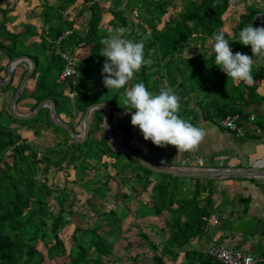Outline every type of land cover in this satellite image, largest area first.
<instances>
[{
    "label": "trees",
    "instance_id": "trees-1",
    "mask_svg": "<svg viewBox=\"0 0 264 264\" xmlns=\"http://www.w3.org/2000/svg\"><path fill=\"white\" fill-rule=\"evenodd\" d=\"M37 1V24L14 23L19 15L10 14L13 0H2L0 5V54L4 60L0 64V77L6 76V64L12 57L26 55L31 59L34 68L26 80L29 84L33 79L31 89L25 94V83L16 100L17 103L22 96L31 98L33 103L29 111L41 99L50 98L58 117L62 113L67 118L61 121L68 124L72 119L81 128L86 106L105 101L110 104L108 126L112 135L111 127L117 123L113 120L114 114L125 116L128 110L123 108L122 102L118 103L119 96L124 98L135 83H144L154 94H158L162 87L173 89L180 98L178 115L195 126L198 119L216 124L217 119L226 115L240 116L253 103L264 100V94L256 91V83L264 80V60L253 57V84L235 82L215 65L211 39L213 33L223 31L233 53L241 52L251 57V46L238 41L239 32L249 24L264 26V0H238L242 7L236 18L230 21L223 17L229 0H181L178 9L172 12L168 9L176 0H80L76 6H73L75 0ZM69 7L74 8L72 16L66 11ZM105 14L110 16L108 27L101 25ZM80 17L84 20L76 25V19ZM117 28L124 29L123 38L144 42L147 63L123 88L109 90L101 75L106 57L100 55L104 47L100 41ZM83 48L87 53L79 57V50ZM56 51L68 53L76 61L71 66V76L62 81H58L57 76L63 61ZM18 68H14L9 82L0 86V264H44L46 260L57 258H62V264H111L118 259L110 252L112 237L116 238V233L122 231L121 218L161 214L166 215L163 224L153 227V234L166 232L161 240L154 241L135 226L136 239L125 242L126 250H136L144 240L152 252L150 264H165L163 257H171L174 254L171 250L181 248L185 264H221L190 247L206 229L208 216L213 210L210 179L189 178L190 183L178 184V179L184 177L152 172L125 153L114 152L104 141L103 128L98 134L92 131L96 125H101L103 111L99 108L93 109L88 116L93 125L88 126L84 141H74L66 131L54 125L55 129H61L70 137L63 142L65 148L55 151V146L60 143L57 141L45 148V154L37 157L38 150H33L17 132L27 119L12 118L7 108V102L26 70L19 73ZM95 82L99 86L92 92ZM58 85H63L60 90ZM40 111L44 112L47 124L53 125L47 119V108L39 109L31 121H38ZM2 115L7 119H2ZM118 126L128 133L129 139L134 136L132 130L139 131L138 127L126 125V122ZM256 126L264 129L261 123ZM30 130L35 135L39 128ZM86 141H90L88 146ZM126 147L138 155L137 148ZM100 164L115 169L111 178L118 179L119 199L124 204L118 214L110 208L101 210L102 203L94 206L90 201L92 196L101 199L107 190L104 179L109 175L105 174L102 181L87 177V173ZM62 166L75 168L73 182L85 180L88 183L84 189L92 193L86 200L91 211L94 210L90 216L72 209L74 194L71 189L57 185L50 187L46 183L45 171L49 167L60 170ZM134 182L142 192L148 191L150 201L131 209L126 204L135 190ZM49 199H52L54 209L47 208ZM71 214L79 216L86 227L74 228L71 234L74 243L71 242L65 252L59 231L69 222ZM38 241L43 251L36 247ZM126 259L133 260V257L127 255Z\"/></svg>",
    "mask_w": 264,
    "mask_h": 264
},
{
    "label": "crops",
    "instance_id": "crops-1",
    "mask_svg": "<svg viewBox=\"0 0 264 264\" xmlns=\"http://www.w3.org/2000/svg\"><path fill=\"white\" fill-rule=\"evenodd\" d=\"M256 91L264 94V80L256 83ZM250 116L253 118L250 119ZM239 123L242 131L240 134H235L218 127L214 122L198 119L196 126L204 130L205 136L195 151L187 152H178L170 145L166 148L155 145L148 147L143 141L136 145L135 142L138 139L136 140L135 136L131 139L126 136V139L118 140H114V134L111 137L117 144L135 147L144 154L154 151L164 157L166 160L164 165L198 167L194 161L190 164L184 162L186 158L196 157L202 160L201 167L238 170L264 169V161H261L264 129L256 126L259 123L264 125V100L246 108L239 117ZM256 127L259 128L260 133L256 132ZM119 136L117 135V138ZM210 180H212L213 189L211 194L213 210L209 216L215 215L216 221L212 222L208 218L206 229L190 247L200 254H206V248L210 244H219L226 248L264 255V176L252 175ZM135 226V224L131 225V229H135ZM158 234L163 236L166 232H158ZM159 240L161 237L158 238ZM181 249H173L171 251L174 254L171 257H163L165 264H185L184 253Z\"/></svg>",
    "mask_w": 264,
    "mask_h": 264
},
{
    "label": "rangeland",
    "instance_id": "rangeland-1",
    "mask_svg": "<svg viewBox=\"0 0 264 264\" xmlns=\"http://www.w3.org/2000/svg\"><path fill=\"white\" fill-rule=\"evenodd\" d=\"M14 1V6H13V11L10 14H17L19 15L18 18L16 19V21L14 23H18V21H27L30 23H34L37 24V18H36V14L38 12V1L37 0H13ZM51 1V0H50ZM260 1V0H257ZM80 2V0H75L73 6L78 5ZM180 2L181 0H176V3L173 7L169 8L168 11L172 12L174 10H177L178 7L180 6ZM3 2L2 0H0V5H2ZM242 7V5L240 3H238V0H236V3L234 6H228L226 12L223 14V17L226 18L227 20H233L236 18V15L238 13V10H240ZM72 10L74 11V8H72ZM71 10V8H67L66 11H70L71 16L73 15V11ZM103 20L101 25L108 27L107 25V20L110 18V16L108 14H105L103 16ZM82 20H84L83 17L77 18L76 19V25L80 24V22H82ZM18 26V25H17ZM12 27V26H9ZM141 28H143V26H140ZM193 45V44H191ZM49 49H46V53H48ZM80 52L79 57H83L86 55L87 53V49L83 48L79 50ZM4 60L2 58V55L0 54V64H3ZM74 65L76 64V61H73ZM16 67H19L17 69V71L20 73L22 69H26V67H28L27 63L24 61H19L16 64ZM53 70V69H52ZM17 72V73H18ZM16 73V74H17ZM2 74V72H1ZM17 75H15V77L13 78V83L15 84V81L17 80ZM33 83V79L29 80V84H27L26 82V86L24 87L23 91L24 93H28L29 90L31 89ZM63 85H58L57 89L60 90V87ZM99 86L98 82H95L94 84H92V92L95 91V89H97ZM120 98V102L123 101V95L119 96ZM6 102L9 100V93L6 95ZM9 103V101L7 102V104ZM33 103V100L29 97H25L20 98V100L16 103L15 108L16 111L19 113H27V111H29V108L31 107ZM123 103V102H122ZM30 112V111H29ZM61 116H59L60 119L62 120H67L66 117H64V115L62 113H60ZM103 115V113H102ZM38 121L36 123H33V121H31L32 118H29L26 120L25 125L21 126L22 128H19L17 130V132L20 134L21 137H23L25 140H27V142L29 144H31V147L33 150L39 152L36 156L39 157V154H45V148L46 147H50L51 145H54L55 142H60L58 145L55 146V151H59L60 149L65 148V145L63 142L67 141L68 135H66L61 129H55L53 126L54 125H48L46 118H45V114L43 111H40L38 113ZM2 119L7 117L5 115L1 116ZM120 118V119H118ZM48 119V118H47ZM113 120H116L117 123H114V126L111 127L112 129V134H114V140H118V139H126L125 137L128 136V133H124L122 128H120L118 125H121L122 123L124 124L126 122V125L132 126L131 125V116L129 115V113H127V115L125 116H121V114L119 113H115L113 116ZM16 124H21L19 122H15ZM68 124L70 127H73L77 133H80L82 130V127L80 129L79 125L77 123H75L74 120L70 119L68 121ZM118 124V125H117ZM92 126L93 125V121L92 119H88V126ZM102 125H99V127H97V125L94 127L93 133L94 134H98L99 130L101 131V127ZM27 127H29L30 129H37L39 128V131L37 132V134H32V131L30 129H28ZM135 127V126H134ZM136 128V127H135ZM136 130H132V132H134V136L136 138V145L138 143H140V141H143L144 143H147L146 146L148 147H153L154 145L152 144L151 141H145L142 137V134L140 133V131L135 132ZM117 135H120L119 138H117ZM66 139V140H64ZM72 140V139H71ZM113 140V141H114ZM90 141H86V145L88 146L90 143ZM127 142V141H126ZM67 144V143H65ZM70 146V145H69ZM130 148H133L132 146H130ZM138 155H140L144 160L148 161V162H152V163H160V161L162 159H164V157L160 156L159 154L155 153L154 151H152L150 154H144L140 151H135ZM131 166H135V164L131 161H128ZM42 164H39V166H41ZM62 169H58V170H53V167H49L46 171H45V176H46V183L50 186L53 187V185H57L59 187L61 186H66L67 188L71 189L73 191L74 194V201H73V206L72 209L75 210L78 213H85L87 216L94 212L91 211L90 207L86 200L92 195L91 191H89V189H84L85 186H88V183L83 180L81 182L77 181V182H73V175H74V171L75 168H72L70 166L64 167L62 166ZM115 169L106 166L104 167L103 165H97V167H94L93 169H91L88 173H87V177H91L93 180L94 179H99V181H102L104 178V175L107 174L110 177H106V193L104 194V197H102L101 199H98L97 197L92 196V198L90 199V201H92V204L94 206H97L98 204L102 203V207L101 210H108L109 208L114 210L117 214L119 213V211L121 210V208L123 207V203L120 201L119 199V184L118 179L115 178H111V176L115 173L114 171ZM141 170V169H140ZM93 172H94V176H93ZM39 174V171L37 172ZM132 178V177H130ZM130 178L129 181L132 183L133 180H131ZM185 181V182H182ZM212 181V180H211ZM178 184H186V183H190L189 178H179L177 181ZM128 184H126L127 187ZM134 187L135 190H133L131 192L132 197L130 198L129 202H127V206L131 209H134L139 203L143 204V203H148L149 200V193L148 191L146 192H142L140 186L137 184V182H134ZM190 190V189H189ZM99 191H102V189L100 188ZM49 203L47 205L48 209H54V204L52 199H49ZM66 206V203H65ZM128 217H124L121 218V226L120 229L122 231H120L119 233H116V238L112 237L114 240L112 242V246H111V252L110 255H112L114 258H118L115 260V262H111V264H150V255H151V251L148 250V248L145 246L144 243H146V241L142 240V246L138 247L136 250H131V249H127L125 248V242L129 241H134V239H136L135 237V231L136 229H139L141 231V233H145L147 234L150 238H152L154 241H158L159 237H163L160 234H153L154 229L153 227H156L157 225H162L163 224V219L166 217V215H158V216H154V215H149V216H144L142 218H135L133 219L131 216ZM69 222H67L59 231V236L61 237L64 247H65V252L67 251L69 245L72 243H74L71 240V234L73 233V230L76 226H80V227H86V224L79 218V216H77L76 214H71L69 215ZM135 224L136 225V229H131V225ZM36 247L43 251V248L41 246L40 241L37 242ZM157 248L158 247V243H157ZM158 250V249H157ZM130 255L131 257H133V260H128L126 259V256ZM111 257V256H110ZM64 258V257H63ZM124 261V263L122 262ZM214 261V260H213ZM44 264H62V258H57V259H53V260H46L44 262Z\"/></svg>",
    "mask_w": 264,
    "mask_h": 264
},
{
    "label": "clouds",
    "instance_id": "clouds-1",
    "mask_svg": "<svg viewBox=\"0 0 264 264\" xmlns=\"http://www.w3.org/2000/svg\"><path fill=\"white\" fill-rule=\"evenodd\" d=\"M235 3L236 0H229L230 6ZM123 34L124 29L117 28L100 41L104 45L100 55L106 57L101 75L104 86L109 90L123 88L147 63L144 42L123 38ZM211 39L215 65L226 73L228 79L253 84V57L264 60V27L249 24L239 32L238 41L251 46V57L241 52L233 53L223 31L213 33ZM179 100L171 88L162 87L158 94H154L140 82L126 91L122 102L123 108L128 109L127 113H131V125L139 128L145 141L161 148L170 145L178 152L195 151L205 132L178 115L181 108ZM165 163L164 159L160 161L161 166ZM250 261V257L246 258L245 264H250Z\"/></svg>",
    "mask_w": 264,
    "mask_h": 264
},
{
    "label": "water",
    "instance_id": "water-1",
    "mask_svg": "<svg viewBox=\"0 0 264 264\" xmlns=\"http://www.w3.org/2000/svg\"><path fill=\"white\" fill-rule=\"evenodd\" d=\"M19 61H24L27 63L28 67L24 71L22 77L19 80V83L13 92L9 103L7 105L8 111L12 118L20 119V120H26L29 118L34 117L38 110L41 108H47L48 114L47 118L48 120L55 126L60 127L66 133L77 142L84 141L87 137L88 133V116L90 112L93 109L99 108L103 111L102 119H101V125L103 128V138L106 144L109 146L110 149H112L114 152H123L130 158H132L137 163L141 164L146 169L156 172V173H165L170 174L177 177H184V178H191V179H219V178H238V177H246V176H264V169L260 168L259 170H253V169H247V170H238V169H216V168H208V167H187V166H175V165H163L160 164L148 162L138 155H135L133 152H131L125 145L117 144L113 141L111 134L109 132V112H110V104L108 102H98V103H92L88 106H86L85 111L81 118V124H82V131L80 133L74 132L70 126L61 121L55 111L54 103L50 98H44L41 99L36 103L34 108L28 112V113H18L15 109L16 100L22 91V88L29 77L30 73L32 72L34 68V64L31 61L30 58H28L26 55L21 56H14L12 57L6 64L5 68V74L6 76L4 78L0 77V86H5L11 76L13 69L15 65Z\"/></svg>",
    "mask_w": 264,
    "mask_h": 264
},
{
    "label": "built area",
    "instance_id": "built-area-1",
    "mask_svg": "<svg viewBox=\"0 0 264 264\" xmlns=\"http://www.w3.org/2000/svg\"><path fill=\"white\" fill-rule=\"evenodd\" d=\"M133 16H136L134 10H131ZM63 61V67L57 76L58 81H62L67 76H71V66L73 64V59L70 54L65 52L56 51ZM238 114L226 115L220 119H217L216 125L229 130L235 134H240L242 127L239 120ZM253 117L250 116V119ZM256 132L260 133L259 128L256 127ZM192 161L196 163L198 167L202 166V160L199 158L194 159H185V164H190ZM261 161H264V146H263V157ZM190 167V166H188ZM210 221L215 222V215L211 214L209 216ZM206 255L209 256L212 260L221 263V264H245L246 258H251L250 264H261L264 263V255L262 254H252L248 251H243L240 249L226 248L219 244H210L205 251Z\"/></svg>",
    "mask_w": 264,
    "mask_h": 264
},
{
    "label": "flooded vegetation",
    "instance_id": "flooded-vegetation-1",
    "mask_svg": "<svg viewBox=\"0 0 264 264\" xmlns=\"http://www.w3.org/2000/svg\"><path fill=\"white\" fill-rule=\"evenodd\" d=\"M20 69V68H19ZM26 69H27V67H26ZM21 71V70H20ZM60 119V118H59Z\"/></svg>",
    "mask_w": 264,
    "mask_h": 264
}]
</instances>
